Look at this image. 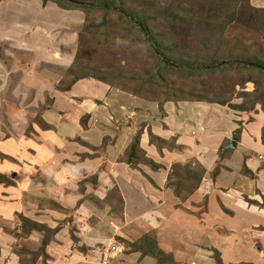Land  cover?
Returning <instances> with one entry per match:
<instances>
[{
	"label": "rangeland",
	"instance_id": "rangeland-1",
	"mask_svg": "<svg viewBox=\"0 0 264 264\" xmlns=\"http://www.w3.org/2000/svg\"><path fill=\"white\" fill-rule=\"evenodd\" d=\"M154 1L156 0H144L143 2L151 3ZM159 1L165 5L174 3L175 6L181 8L179 11L182 13L194 8L197 14L200 12L203 14L202 20L207 19L215 11L213 9L216 8L227 24L225 32L227 38L238 37L243 40L244 44L248 45L258 43L262 48L259 51L264 59V0ZM141 2L142 0H135L132 4L137 7ZM103 15V10H96L91 17H88L84 10L64 8L54 2V0H0V138L22 137L26 140L25 156L28 158L23 163L30 164L31 168L34 167L35 173L32 175L36 176V178L30 186L28 184L29 179L26 180L25 200H33V205H37L40 209L44 210L50 207L52 210L44 213L37 212L36 216L41 222H38L33 217L29 218L36 223L42 224V227L39 228V231L35 230L27 237L22 235L23 216L16 217L18 224L14 222L11 225H6L5 228L7 232H11L15 237L25 238V240L31 239L32 250L30 251L38 252L45 244L44 254L40 256L37 264H136V262L139 264H159L157 258L142 255L141 252L136 251L134 246H132L138 240L143 239L146 234L156 237V229H160L159 224L148 226L147 219L149 216L144 215V207L148 205L147 202L150 199L137 190L141 189L140 183L138 184L141 176L138 179L135 175L132 176L125 173L123 175L120 174L118 177L114 176L115 184L113 186L110 184L111 188L99 195L97 191L101 186H99L98 176L105 171L97 168L94 172L95 175L90 174L89 179L80 176L78 179L59 186L61 192H58V194L62 195L54 194L50 188H54L58 184L54 182L53 171L59 169L55 166L53 167L48 159L49 157L47 158V155H44L47 154L45 151L47 146L44 147L42 145L45 140L39 138V135L37 136V134H44V132H49L52 137L56 136L58 132L62 135L64 133L71 136L78 132L81 133L80 129L75 130L73 125L67 123L65 116L58 113L59 111L54 107V103L58 96L66 102L67 100L81 101L82 93L88 86L105 90L103 88L104 83L101 84L99 82V86L98 81L95 79H80L83 75L85 76V69L82 71L81 68L86 67L88 61L94 62L97 60L98 64L92 66V70L96 69L97 65L101 69L106 66L105 70L109 68L115 69L118 78L126 77L128 80L132 78L133 74H149L154 70V65L157 63L156 60L148 55L147 57H144L145 55L142 56L145 52L144 45L125 42L121 45H109V52L108 49L105 51L102 49L101 52L100 47L97 46V40L80 36L82 29L88 27V25H97V19L103 17ZM109 18L112 23L113 18L111 16ZM115 19L122 21V23L124 22L119 15ZM174 23L166 31L173 37L172 47L175 53L180 48L185 50V45L190 46L192 44L190 38H192L194 29L192 25L187 26L183 21ZM120 25L122 27L124 23L113 22L111 27L119 29ZM110 47H112V50H110ZM78 51L81 52L80 59H77L75 65L73 62ZM82 52L86 54H82ZM83 59L89 60L83 63ZM216 73L214 75H202L200 86L206 92L213 91V93L221 95V101L224 104L214 105L218 108L220 114L223 115L219 119L220 124L231 122L228 120L227 113L234 115L230 117L234 123V129L228 127V134L232 133V135L227 136L230 137L229 139H225V145L228 143L227 151H230V154L234 150L239 151L241 148L245 151L246 147L251 145L252 142H250L251 137L247 139L246 135L244 141L240 144L241 134H243L242 130L247 127L254 130L256 126L257 129L260 127V136H255V143L259 146L252 147L251 151L248 152L251 153L249 155L248 153L245 155V152L241 154L245 157L247 155L258 156L264 154V108L261 105L253 107L252 100L254 98L246 96V93L251 94L255 91L254 82H239L238 77L229 75V82L234 85L232 90L228 91V85L226 86L225 82L221 80L224 72ZM166 79L170 83L171 77L167 76ZM175 79L173 77L172 81ZM95 82L97 86H93ZM73 89V93L66 94ZM160 90L151 92L152 101L158 100L155 97ZM106 95L111 100L108 101L114 103L113 97L110 96L111 94L106 92ZM141 97L146 98L143 95ZM109 102L106 103L108 104ZM152 103L154 109H156L158 104ZM104 104H102V108ZM240 108H247L248 111H243ZM90 114L93 115L94 113ZM111 114L110 121L117 125H96L98 131L101 130L103 135L100 134L101 139L98 142L94 141L95 144H93V147L91 146L93 149L90 150L95 149L96 151L106 147L109 139H113L114 131L125 128L126 125L128 127V124L133 122V116L130 114L129 116L123 113L119 118L116 113L112 112ZM91 115L84 116L81 119V128H86L87 125L85 124L92 120L90 119ZM98 117L101 118L102 116L94 114L92 118L97 119L99 122ZM119 120H121L120 124H118ZM149 122L151 123L150 120ZM40 125L49 126V130L40 127ZM140 125V128L145 126L144 123ZM140 128L137 127V130ZM250 129L247 130L251 135V132H254ZM35 139L43 142L40 144L37 141V146L33 148ZM76 139L72 138L67 141L76 143ZM78 139L80 140V138ZM233 144L238 149L233 147ZM225 145L220 146L219 151ZM75 149V146L68 149L69 153L65 156L72 162L64 165V167L75 165L73 164L74 161L81 165L80 160H78L81 156L77 152L79 148L74 151ZM127 152L130 151L128 150ZM58 154L60 155V153ZM138 155L141 158L146 156L143 150L138 151ZM34 156L38 159L33 158ZM130 156L131 153H127L121 162L133 167V169H139L140 167L147 171L148 167H152L147 158L142 163L133 159L129 165L127 163ZM243 156H241V162L246 159ZM41 158H43L42 164L48 165L49 163L52 167L40 166L42 165ZM11 160L12 158L6 159L9 162H12ZM188 164L190 166L193 164V171H195L194 173L198 178L203 175L202 167L200 168L194 163ZM261 166L264 167L262 161ZM108 168V171H106L107 182L104 185H109L110 181H114L111 175L112 166ZM172 168L175 173L183 172V167H180V165H173ZM243 168L245 167L243 166ZM82 174H86V172ZM246 174H248L247 170ZM172 175L174 176V174H171L168 186L177 196L181 197L182 192L187 190L185 192L188 193H185L182 197L185 199L188 196L187 194L197 188L193 180V183L192 181L185 183L186 188L183 190L180 187V184L183 185V183H179L177 178ZM16 176V173L10 178L5 176L10 183L3 184L14 185V180L15 178L17 179ZM95 177L97 178V184L96 182L92 183L96 180ZM91 178L92 182H89ZM173 179L177 182H174ZM68 187L69 191L65 195V190ZM33 191L36 196L31 194ZM134 192L137 194L132 196L131 194ZM108 193L112 194L107 196ZM81 194H84L83 198ZM124 199L128 203L131 201L130 203L134 207L131 209L130 217L126 218L124 215L126 209ZM262 205H264V202H262ZM18 230L20 231L18 232ZM47 230H51V232L48 233ZM48 235L49 240L45 242ZM23 241L13 240L10 242L14 252L17 254L22 249H26L23 246ZM157 243L159 245V241ZM256 246L258 248L260 244ZM209 247L211 246L209 245ZM27 249L29 250V248ZM210 250L212 251L211 258L214 263V248Z\"/></svg>",
	"mask_w": 264,
	"mask_h": 264
},
{
	"label": "crops",
	"instance_id": "crops-1",
	"mask_svg": "<svg viewBox=\"0 0 264 264\" xmlns=\"http://www.w3.org/2000/svg\"><path fill=\"white\" fill-rule=\"evenodd\" d=\"M100 83L98 82V85ZM103 85L105 90L86 87L84 93L80 92L83 94L81 101L67 100L66 102L59 96L55 100L54 107L57 108L58 113L64 115L67 123L73 125L75 130L80 129L81 133L71 136L58 132L53 137L49 132L37 134L39 138L45 140L42 145L47 146L45 150L47 154L44 155L49 157L53 167L59 169L53 171L54 182L58 185L50 190L58 194L61 192L59 186L80 176L89 179L90 174L95 175L97 168L105 171L98 176L99 186H101L97 191L99 195L109 190L110 184L112 186L115 184L114 176L118 177L124 173L135 175L137 179L141 176L138 182L141 189L137 190L150 199L147 202L148 205L144 207V215L149 216L148 226L159 224L160 229H156L155 236L160 248L172 254L177 261L186 264H214L210 250L214 248L220 252L224 264H264V205H262L264 167L261 166V161L264 163V154L248 156L251 154L248 152L252 147L259 146L255 143V136H260V127L257 129L255 126V131L249 127L242 130L240 144L246 135L247 139L251 137L252 143L246 147L245 151L241 148L230 154V151H227L228 143L225 145V139H229L230 137L227 136L232 135V133L228 134V127L234 129V123L230 119L234 116L232 113H227L228 120L231 122L220 124L219 119L223 115L214 106L215 104L183 100L170 101L162 105L154 102L158 104L154 109L152 101L113 89L106 84ZM93 86H97L96 82ZM74 89L66 94L73 93ZM106 92L111 94L114 103L109 102L111 100ZM102 104H104L103 108ZM112 112L116 113L118 118L123 113L130 114L133 116V122L130 124L133 125L128 124V127L126 125L125 128L114 131L113 139H109L106 147L96 151L90 150L93 149L91 146L95 144L94 141L98 142L101 139L100 134L103 135L96 125H117L110 121ZM90 113L98 114L103 118L98 117V122L97 119L92 118L94 114ZM88 115H91L92 120L85 124L86 128H81V119ZM120 123L121 120L118 124ZM141 123L145 124L142 128H140ZM137 127L140 129L137 130ZM247 129L254 133L251 132L250 135ZM137 131H141L140 150L145 152V158L158 165L150 168L147 166L149 168L147 171L140 167L133 169L121 162L122 158L129 153L127 151L130 150L138 134ZM150 132L165 141L175 139L176 147L173 149L164 147L159 150L155 144L151 143ZM72 138H77L76 143L67 141ZM37 141V139L34 140L33 148L37 146ZM42 142L38 141L40 144ZM222 145L225 146L219 151ZM72 146L76 147L74 151L79 148L77 152L81 156L78 159L81 165L74 161L75 165L64 167L72 162L65 156ZM25 148L26 140L22 137L0 138V154L12 158V162H9L0 157V173L8 178L14 173L17 174L14 185H5L0 182V264H20L17 253L10 245L11 241L24 240L23 246L29 249L32 247L31 239L15 237L11 232L6 231L5 226L14 222L18 224L17 216L18 218L19 216L33 217L41 222L36 216L37 212L52 211L50 207L43 210L33 205V200H25L26 180L29 179L30 186L36 178L32 175L35 173L34 167L31 168L30 164L23 163L28 158L25 156ZM241 153L245 155L248 153V155L245 157ZM241 156L246 158L243 162H241ZM33 158L38 159L36 156ZM188 163L202 167L203 175L202 182L187 194V198L183 199V195L188 193L185 192L187 191L185 183L189 181L183 178L179 181L183 183L180 187L185 190L181 197L168 186V181L173 172V165L188 166L189 172L194 173L193 164L190 166ZM40 166L52 167L49 163ZM110 166H112L111 175L114 181L104 185L107 182L106 171ZM83 172L86 174H82ZM173 181L175 182V179ZM191 181L193 183V180ZM68 191L69 187L65 190V195ZM31 194L36 196L34 191ZM134 194L137 193L134 192L131 195ZM81 195L83 198L84 194ZM206 199L208 200L203 202ZM130 202L125 200V218L130 217L131 209L134 208ZM259 244L260 247L257 248L256 245ZM136 264L139 263L136 262Z\"/></svg>",
	"mask_w": 264,
	"mask_h": 264
},
{
	"label": "trees",
	"instance_id": "trees-1",
	"mask_svg": "<svg viewBox=\"0 0 264 264\" xmlns=\"http://www.w3.org/2000/svg\"><path fill=\"white\" fill-rule=\"evenodd\" d=\"M134 1L93 0L85 2L82 0H54V2L64 8L84 10L88 17H91L96 10L104 11L103 17L97 19V25H88V27L82 29L80 34L82 38L86 36L91 40H97V46L100 47L101 52L102 49L104 51L108 49L109 52V45H121L125 42H131L137 45H144L145 52L142 56L145 55L144 57H147L148 55L157 62L154 65V70L149 74H133L132 78L128 80L126 77L118 78L115 69L109 68L105 70L106 66L101 69L97 65V68L92 70V66L98 64L97 60L90 62L88 61L89 59H83V63L88 61V65L81 68L82 71L85 69V76L83 75L80 79H95L98 82L109 85L113 89L147 101H152L150 97L152 91L161 89L155 97L158 100L152 101L158 102L160 105L179 100L223 105L224 102L222 103L220 94L213 93V91L206 92L201 88L200 78L202 75H214L216 72H224L221 80L225 82L226 86L228 85V91L232 90L234 85L229 82V75L238 77L239 82H254L255 91L251 94L246 93V96L254 98L252 100L253 107L261 105L264 108V59L259 51L262 48L258 43L244 44L243 40L238 37L227 38L225 34L227 24L224 18L220 16L219 10L213 9L215 11H211V15L207 19L202 20L203 14L201 12L197 14L194 8L182 13L179 11L181 8L175 6L174 3L165 5L164 3L161 4L159 0L151 3H145L142 0L141 4L135 7L132 4ZM171 1L176 2L177 0ZM117 15L124 20V25L122 27L120 25L121 28H117L118 30L111 27L113 22L123 24L122 21L115 19ZM110 16L113 18L112 23L111 20L109 21ZM177 21H183L187 26L192 25L194 33H192V38H190L191 47L185 45V50L180 48L177 50L178 52L174 53L172 47L173 37L166 30ZM110 50H112V47H110ZM80 54L81 52L78 51L73 64L76 65L77 59H80ZM82 54L86 53L82 52ZM167 76L171 77L170 83L167 82ZM173 77L176 79L172 81ZM142 95L146 98H142ZM240 109L248 111L247 108ZM40 127L49 130V126L40 125ZM149 134L151 143L155 144L159 150L164 147L169 149L176 147L175 139L165 141L155 136L152 132ZM140 136L141 131L138 132L129 150V153L137 156V159L134 160L136 162L146 161L144 156L145 159L138 157ZM0 157L11 159L6 155H1ZM148 162L152 167L158 166L150 159ZM172 173L174 174L172 176L176 177L177 181L183 178L186 181L194 180L196 185L202 182V176L198 178L195 173H190L187 166L183 167L182 173H175V171ZM95 179L92 182L91 178L89 182L95 183L97 178L95 177ZM177 181L175 180V182ZM0 182L10 183L9 179L1 174ZM111 194L108 193L107 196ZM111 203L113 204V202ZM22 221V235L26 237L35 230L39 231V228L42 227V224L26 217H22ZM47 231L48 233L51 232V230ZM46 238L45 242L49 240V235ZM132 246H134L136 251L141 252L142 255L157 258L159 264H186L177 261L172 254L162 250L157 243L156 237L146 234L143 239L138 240ZM44 248L45 244L38 252L30 251L32 249L28 250L27 248L22 249L17 254L20 264H37L40 256L44 254ZM213 251L214 263L224 264L220 252L216 249Z\"/></svg>",
	"mask_w": 264,
	"mask_h": 264
},
{
	"label": "water",
	"instance_id": "water-1",
	"mask_svg": "<svg viewBox=\"0 0 264 264\" xmlns=\"http://www.w3.org/2000/svg\"><path fill=\"white\" fill-rule=\"evenodd\" d=\"M233 147H236V145L233 144ZM133 158H136V156L135 155H131L130 158H129L128 164H131L132 163V159Z\"/></svg>",
	"mask_w": 264,
	"mask_h": 264
},
{
	"label": "clouds",
	"instance_id": "clouds-1",
	"mask_svg": "<svg viewBox=\"0 0 264 264\" xmlns=\"http://www.w3.org/2000/svg\"><path fill=\"white\" fill-rule=\"evenodd\" d=\"M131 155H135V154H132V153H131ZM135 156H136V155H135ZM133 159H137V156H136V158H133ZM133 159H132V160H133ZM129 165H130V164H129Z\"/></svg>",
	"mask_w": 264,
	"mask_h": 264
}]
</instances>
